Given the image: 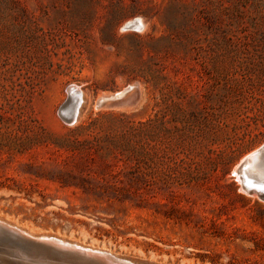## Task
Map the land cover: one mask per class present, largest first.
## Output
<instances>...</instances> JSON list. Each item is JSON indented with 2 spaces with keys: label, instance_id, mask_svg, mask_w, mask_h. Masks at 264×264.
<instances>
[{
  "label": "rangeland",
  "instance_id": "rangeland-1",
  "mask_svg": "<svg viewBox=\"0 0 264 264\" xmlns=\"http://www.w3.org/2000/svg\"><path fill=\"white\" fill-rule=\"evenodd\" d=\"M0 124L29 144L0 148L6 223L133 264L250 256L226 234L264 218L234 175L264 142V0H0Z\"/></svg>",
  "mask_w": 264,
  "mask_h": 264
},
{
  "label": "bare ground",
  "instance_id": "bare-ground-1",
  "mask_svg": "<svg viewBox=\"0 0 264 264\" xmlns=\"http://www.w3.org/2000/svg\"><path fill=\"white\" fill-rule=\"evenodd\" d=\"M130 23L134 25L135 29L143 26L140 17L128 21L126 25ZM77 98L78 112L81 94ZM73 103L74 97L59 108V113L64 118H69ZM76 115L77 113L74 119ZM236 170L237 168L234 170L235 173ZM236 179L238 180V178ZM2 223L4 222L0 219V224ZM2 225L7 228L0 227V264H92L89 262L90 260L97 263L103 262V264H133L121 261L110 254H107V258L104 260L101 257V252H105L103 250L81 248L75 244H67L53 236L52 238H47L51 236H37L6 222Z\"/></svg>",
  "mask_w": 264,
  "mask_h": 264
},
{
  "label": "water",
  "instance_id": "water-1",
  "mask_svg": "<svg viewBox=\"0 0 264 264\" xmlns=\"http://www.w3.org/2000/svg\"><path fill=\"white\" fill-rule=\"evenodd\" d=\"M126 29H135L132 23L127 24L125 26ZM136 85H127L126 87L111 92L108 94H103L96 98L95 105L97 107L100 106H112V107H126L131 106L135 102V93ZM69 99L66 102L70 101V98L74 97V103L72 109L70 111L69 118L61 117L63 120L72 124L75 119L74 116L77 113V103H78V95L82 94L81 90H79L75 85H69L68 87ZM236 178H238V182L240 184L239 189L250 196H256L259 200L264 202V142L259 145L256 149L252 150L248 154H246L238 163L236 173L234 172ZM2 219V218H0ZM3 222H7L2 219ZM2 223V224H4ZM0 224V227H6L5 225ZM7 228V227H6ZM19 237V235H18ZM47 238H52L47 237ZM101 257L105 260L107 257L106 252H101ZM114 257L113 255H111ZM92 264H103L97 263L96 261H89ZM80 264V263H79ZM82 264V263H81Z\"/></svg>",
  "mask_w": 264,
  "mask_h": 264
},
{
  "label": "trees",
  "instance_id": "trees-1",
  "mask_svg": "<svg viewBox=\"0 0 264 264\" xmlns=\"http://www.w3.org/2000/svg\"><path fill=\"white\" fill-rule=\"evenodd\" d=\"M2 128V125L0 124V129ZM29 144L24 141H19L17 139H2L0 140V148L3 147L7 148V151H22L25 148H27ZM261 230L259 231H252L250 233V236L247 237L246 235L238 236L236 233H227L226 239H229L230 242H233L237 238H240V242H247L249 246L244 248L245 252H248L250 256L242 257L241 259H233L229 260L225 264H264V218L258 220L257 223ZM218 236H222L221 234H218ZM209 260L212 263H220L217 259V257H209ZM223 264V263H221Z\"/></svg>",
  "mask_w": 264,
  "mask_h": 264
},
{
  "label": "snow or ice",
  "instance_id": "snow-or-ice-1",
  "mask_svg": "<svg viewBox=\"0 0 264 264\" xmlns=\"http://www.w3.org/2000/svg\"><path fill=\"white\" fill-rule=\"evenodd\" d=\"M124 29H122V31H123ZM137 31H142L143 30V26L141 25V27H139V28H137L136 29Z\"/></svg>",
  "mask_w": 264,
  "mask_h": 264
}]
</instances>
